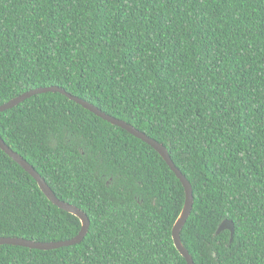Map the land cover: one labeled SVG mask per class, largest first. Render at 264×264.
I'll return each mask as SVG.
<instances>
[{"label":"trees","instance_id":"16d2710c","mask_svg":"<svg viewBox=\"0 0 264 264\" xmlns=\"http://www.w3.org/2000/svg\"><path fill=\"white\" fill-rule=\"evenodd\" d=\"M50 85L166 146L195 264H264V0H0V105ZM0 137L90 220L77 244H0V264H186L185 190L152 146L50 91L1 111ZM80 227L0 148V236Z\"/></svg>","mask_w":264,"mask_h":264},{"label":"water","instance_id":"95a60500","mask_svg":"<svg viewBox=\"0 0 264 264\" xmlns=\"http://www.w3.org/2000/svg\"><path fill=\"white\" fill-rule=\"evenodd\" d=\"M49 91L50 92H60L64 94L69 99L80 104L85 109L93 112L95 115L107 120L108 122L114 125H117L125 129L126 131L133 134L137 138L143 140L144 142L152 146L161 155V157L164 159L167 165L171 168V170L179 178L185 190V200H184L183 207L172 227V239H173L174 245L177 248V250L185 258L186 264H195L192 256L189 254L188 250L184 247L180 239L181 229L184 226L188 216L190 215L192 205H193L192 186L190 182L188 181V179L185 177V175L178 169V167L175 166L174 162L172 161L168 153L166 146L163 145L161 142H158L154 138L149 137L147 134L137 129L132 124L120 118H117L110 114L105 113L104 111L99 109L97 106H95L91 102L81 97H78L76 95H73L67 92L62 87L57 86V85L40 86V87L29 89L11 98L7 102L1 104L0 112L6 109L12 108L13 106L22 102L26 98L31 97L32 95H35L38 93L49 92ZM0 148L4 150L11 158H13L14 161H16L21 167H23L37 181L40 189L44 192V194L48 197V199L53 204L77 216L81 221V227L78 233L75 236L68 238V239L56 240V241H34L32 239H27L23 237L0 236V244H11V245H19V246H24V247H29V248L41 249V250H49V249H54V248H59L63 246H69V245L80 243L85 237L89 229V225H90V220L87 214L84 211H82L80 208H78L77 206L59 199L54 194L52 189L48 186V184L43 179V177L36 171V169L26 159H24L20 154L13 151L8 145H6V143L1 137H0ZM225 229L230 230V234H231L230 240H231L233 232H234V224L231 220L224 219L219 225L216 232L219 233Z\"/></svg>","mask_w":264,"mask_h":264}]
</instances>
